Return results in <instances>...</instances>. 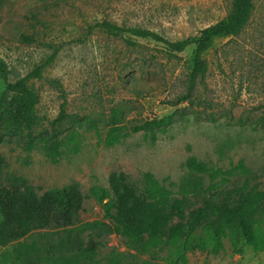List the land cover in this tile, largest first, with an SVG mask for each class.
<instances>
[{
    "label": "rangeland",
    "instance_id": "1",
    "mask_svg": "<svg viewBox=\"0 0 264 264\" xmlns=\"http://www.w3.org/2000/svg\"><path fill=\"white\" fill-rule=\"evenodd\" d=\"M234 0H6L0 5V57L9 79H26L39 95L41 126L32 151L24 138L0 144L5 166L0 181L8 186L24 178L40 195L77 184L85 196L79 223L71 230L85 245L98 244L86 264H171L170 247L150 254L129 249L109 230L103 205L94 190L109 189L113 172H124L143 187L153 174L183 200L187 214L210 198L208 176L192 173L196 158L225 173L215 182L221 194L242 188L264 191V0L254 1L247 26L236 36L215 40L203 55L207 75L193 87L196 45L172 54L164 43L137 39L128 30L151 31L177 42L197 37L222 21ZM115 28V29H114ZM131 36V35H130ZM0 80V97L3 93ZM194 92L183 102L189 88ZM69 115L61 140L79 132L80 151L53 163L44 153L45 131L62 109ZM119 126L130 127L176 114L174 124L155 135L130 133L120 144L105 140L112 111ZM243 164V168L239 167ZM264 221V211L258 216ZM1 220V215H0ZM181 220L174 218L169 228ZM64 231H43L27 237L41 248L57 245ZM217 256L196 251L187 264H264V252L246 249L235 255L228 239ZM17 245L0 246V264H11Z\"/></svg>",
    "mask_w": 264,
    "mask_h": 264
},
{
    "label": "trees",
    "instance_id": "2",
    "mask_svg": "<svg viewBox=\"0 0 264 264\" xmlns=\"http://www.w3.org/2000/svg\"><path fill=\"white\" fill-rule=\"evenodd\" d=\"M6 0H0V5ZM45 1V0H40ZM255 0H234L231 13L222 21L202 30L193 39L170 42L147 30H128L127 42L135 45L137 39L164 43L172 54L183 53L196 45L194 69L190 85L204 81L207 75V60L204 54L215 40L238 35L249 23ZM115 29V28H114ZM131 35V36H130ZM0 80L3 93L0 97V144L15 137L24 138L28 151L35 148L34 140L41 121L37 114L40 102L37 92L26 79L14 82L9 79L7 64L0 57ZM189 88L183 97L185 102L194 90ZM119 112L112 111L111 125L105 143L109 147L120 144L130 133L145 132L155 135L156 129L165 131L174 124L176 114L139 124L119 126ZM69 115L64 108L52 124V131H45L44 153L53 163L63 155L64 148L71 153L80 151L79 132H73L67 143L61 140L66 131ZM5 160L0 156V174ZM194 173L208 176L212 184L210 194L197 210L187 214L185 202L176 199L165 184L151 173L144 175L143 187L133 184L126 173L113 172L109 177V189L94 190L103 205L104 217L111 222L109 230L124 238L129 249L141 254H150L165 246L170 247L168 260L171 264H187L188 254L196 251L219 255L229 240L235 255L245 256L246 249L255 253L264 252V221L259 215L264 211V191L237 188L221 194L215 182L225 173L196 158L187 162ZM243 168V164H240ZM85 196L77 184L53 188L39 194L24 178H13L8 186L0 181V246L16 244L15 257L11 264H86L92 260L98 244L89 241L87 246L79 235L72 237L83 210ZM179 218L172 228L171 221ZM43 231H64L65 238H58L57 245L41 248L38 242H25L27 237ZM88 264V263H87ZM110 264H120L118 259Z\"/></svg>",
    "mask_w": 264,
    "mask_h": 264
}]
</instances>
